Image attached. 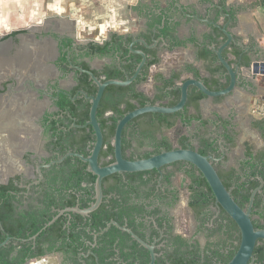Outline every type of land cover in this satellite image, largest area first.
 Returning a JSON list of instances; mask_svg holds the SVG:
<instances>
[{
    "label": "trees",
    "instance_id": "obj_1",
    "mask_svg": "<svg viewBox=\"0 0 264 264\" xmlns=\"http://www.w3.org/2000/svg\"><path fill=\"white\" fill-rule=\"evenodd\" d=\"M217 16L219 15L215 11ZM212 31L203 36V41L197 44V59L205 63L204 68L209 74L208 78H202L199 70L191 64H185L182 67V72L191 74L193 78L202 79L204 84L209 90L218 91L227 87L228 77L224 76L225 71L221 65L217 63V59L212 50L209 49L210 45L218 47L224 37L222 33L216 29L211 28ZM26 30H16L10 33H6L0 36V41L6 40L11 37H15L18 34L25 33ZM161 34L165 40L169 43L168 50L173 51L175 48L184 47L187 43L193 42L190 40H179L174 33V27L170 24H166L161 30ZM130 36H122L116 33L112 34L110 38L101 44L95 42H89L86 46L79 48L81 50L86 49L87 55L105 56L114 53H118L121 61L125 63L123 65V71L117 66H106L98 70V78L102 81L109 79L125 80L126 76L131 77L137 63L140 61L139 56H131L125 58L128 50L124 43L131 41ZM66 46H72L71 40L64 41ZM148 54L147 64L143 67L140 76L135 82L128 86H108L106 87L100 104L97 109V118L100 124V128L103 133V147L99 155V161L101 165H107L114 161L113 159V136L117 121L121 119L126 113L131 112L137 108L144 107L146 104H160L167 107H172L177 104L180 98V91L175 89V82L180 79L181 72H172L169 78H164L161 75L155 76L154 80L159 85L154 87V95L150 97L138 90V86L145 83L148 80L151 66L160 62L157 56L156 50H147L143 46H139ZM233 54L236 57L240 55V49L232 46ZM225 55V52H224ZM245 66H248V62H244ZM60 68L62 71H66V60L64 56L60 58ZM82 64H85L82 62ZM79 84L72 90L74 94L78 89L84 90L88 95H94L97 88L90 85L87 75H80ZM56 96V94H54ZM206 96L197 91L194 87L189 88L188 99L185 104L184 110L174 114H144L131 121L123 130L122 133V155L126 157V152L132 148V140L134 134L140 139H144L147 136L146 133L139 130L140 123L157 124L159 127L165 129L173 128L177 122H180L183 127H188L194 121H199L203 125L208 124V120H203L201 116V110L199 103L205 100ZM223 98H214V102L218 103ZM58 112L55 115H59L67 110L70 106L72 111H83V116L78 117V123H84L89 120L90 103L88 101L83 102L81 99L76 100V106L70 102L66 95L59 94L58 101L56 102ZM193 109L195 113H191ZM109 113V115H107ZM51 116L46 115L42 121V126L47 131H53L55 139L52 142V153L57 156H62L66 152L63 148V131L58 130L59 127H63V117L58 119H50ZM220 118V117H218ZM225 124L228 121H224ZM134 125V126H133ZM132 126V127H131ZM251 127L253 130L259 133L260 138L264 141V118L252 119ZM58 131V132H56ZM154 144L150 147L152 151H146L143 155L144 158H148L153 154H158L163 151L171 150L172 143L163 137L161 140H156L152 135L149 136ZM223 139L230 147L235 145V135L229 131L223 133ZM186 137H181L179 140L180 146L185 148L184 141ZM94 142V136L92 130L86 136V151L85 155L89 154V150L92 148ZM202 145L214 146L217 150V145L209 143L207 140L202 141ZM143 142L138 143V148L143 147ZM204 154L203 151H199ZM111 157L112 159L107 161L106 159ZM132 157V156H131ZM131 157L129 160H131ZM71 159L68 158L66 162L60 165L52 166L49 173L45 172L46 178L53 176V181H45L39 191H34L36 186L31 187L29 195L27 190L21 187L19 184V176H12L7 179L5 183H0V243L4 241L6 236L11 237V240L0 249V264H24L27 260L43 257L53 251L55 244H59L58 250H65L67 248L68 240L75 241L79 239L80 234H84L88 239L92 236L86 233L85 229L77 230L76 227L68 229L64 228L67 221L65 216H60L51 225L45 228V225L49 223L57 212L64 210L68 207H75L77 200H79V207H88L93 202L94 196V180L95 177L89 172L86 175V186L81 187L79 181L70 180L68 185L67 174L64 171L65 165ZM78 164V168L75 169L71 165V175L77 176L84 174L83 168L79 166L81 162L75 159ZM244 168H248V176L241 181L240 176L236 175L234 169H231L229 173L223 174L218 171V175L224 184L226 189L233 187L231 190V196L236 204L245 209L250 195L254 189L260 186V178L263 181L261 193H257L253 203L252 209V223L254 228L264 229V150L253 152L251 147L246 148V160L243 162ZM84 167V166H83ZM149 172L139 173H125L124 175L114 174L104 179L103 181V194L104 199L99 208L88 215L87 226L91 232H97L110 221L114 220L120 225L128 224L130 227L135 222L133 218V212L136 211L138 206L128 205L131 196L138 197V190L136 187V181H141L143 175ZM195 180H199V188H192V197L189 205L191 208H202L214 203V197L211 194V190L208 187L206 181L201 176H194ZM113 180L112 183L109 181ZM133 184L132 188L131 185ZM67 190H71L67 193ZM79 193L81 198H78ZM109 195V197H107ZM74 220L71 221V225L77 226L81 222L82 216L76 213H70ZM256 217V219L254 218ZM220 218L222 222L229 221L238 231V228L234 225V222L229 216L221 210ZM228 230H230L228 228ZM118 231L115 227H111L105 235ZM121 243L129 239V236L124 233H120ZM36 236L35 240L31 238ZM239 242V238H238ZM183 252L180 256H176L177 253L168 256L169 264H214L213 256L218 257L222 264H226L234 255L235 248L228 253H220L219 251H209L207 254L200 255L195 248L188 246L183 240ZM67 250V249H66ZM120 252L124 261L127 262L128 253L126 247H120ZM255 259L254 264H264V241H258L253 251ZM148 260V258H147ZM145 264V263H143ZM156 264H165L160 258Z\"/></svg>",
    "mask_w": 264,
    "mask_h": 264
},
{
    "label": "flooded vegetation",
    "instance_id": "obj_2",
    "mask_svg": "<svg viewBox=\"0 0 264 264\" xmlns=\"http://www.w3.org/2000/svg\"><path fill=\"white\" fill-rule=\"evenodd\" d=\"M179 3L178 0H154L150 1L147 4L139 3L137 8L135 9V13L141 21L140 32L136 34H126L122 36H130L131 41L129 43H124L128 50L125 58H130L131 56H139L137 54H133L129 51V45L134 40H143L146 42L148 46H152V48H147L143 44L137 43L133 46V49L136 51H142L145 53L147 61L148 54L140 49L139 46H143L147 50H156L157 56L159 57L160 51L165 48V46H169V43L165 40L164 36L161 34V30L165 27L166 24H170L172 28L174 27L175 36L182 41L194 39L193 42H189L186 45L191 47L192 55L197 59V44H200L203 39L200 40L198 35L199 28H203L207 30V33H210L212 29L210 25L205 23L204 21L210 22H218L220 16L216 14L215 8H212L208 0H199V5L190 6L184 9V13L176 8V4ZM211 7V8H210ZM218 11V9H216ZM219 14V11H218ZM28 32L23 34H18L15 37L8 38L6 40L0 41V43L6 47V52L9 53V50L12 49V54L16 53L17 48L20 46L22 35H29ZM71 40L72 46H66L64 41ZM157 44L154 46L155 42ZM59 46V55L55 61L56 67L59 69L63 78L60 80L65 83V87L62 88L60 84L57 85L56 90L50 89V91H41L42 97L47 96L50 99V103L53 104V111L46 113L39 117L37 120V124L40 126V137L42 140V148L41 153L38 154L34 150L33 145L24 151H21L19 154L20 162L25 169L29 170V175H26L24 171L20 173H15L13 176H19V184L21 187H24L27 190V195H29V191L31 187L36 186L34 191H39L40 186L47 180L53 181V176H48L46 178L45 172L49 173L52 166L60 165L63 162H66L68 158L71 160L65 165L64 171H66V178L68 181V185L70 184V180L79 181L82 188L86 186V175L87 173V165L80 161L75 156L67 157L60 164H53L48 168H44V166L50 164L53 161H56L62 158L67 153L77 154L83 157H88L90 154L85 155L86 151V136L90 132L89 126H86L87 121L84 123H78V117L83 116V111L77 110L72 111L71 107L68 106L67 110L62 112L59 115L53 116L58 112L56 107V102L58 101V97L60 93H63L67 96V98L76 106V100L81 99L83 102L90 101L86 99L83 95H88L84 90L78 89L74 94H72V90L78 86L79 84V76L87 75L86 73H80L77 69L71 67V65L76 66L84 71L91 72L96 78H98V70L102 69L106 66H117L119 69L123 71V65L125 63L121 61L118 53L98 56L96 55H87L86 49L81 50L79 47L86 46L87 43H79L73 39H57ZM167 42V43H166ZM61 56L65 57L67 70L64 72L60 68V58ZM140 57V56H139ZM15 60L21 61V56L17 57V54L14 55ZM20 58V60H19ZM69 60H68V59ZM99 60H105L104 63L98 69V64L94 65L93 62ZM160 59V58H159ZM141 60V57H140ZM198 60V59H197ZM201 61V60H199ZM19 62L16 65L19 66ZM84 62L85 64H82ZM140 62V61H139ZM138 62V63H139ZM137 63V65H138ZM71 64V65H70ZM147 64V63H146ZM136 65V66H137ZM157 65V64H155ZM153 65V66H155ZM151 66V68L153 67ZM136 68V67H135ZM150 68V69H151ZM135 70V69H134ZM88 76V75H87ZM15 80H13L14 82ZM88 81H90V85L96 87V85L90 80L88 76ZM33 85L31 81H28ZM12 84V83H10ZM97 88V87H96ZM138 88V87H137ZM35 90V88L32 87ZM139 90V88H138ZM31 91V90H30ZM52 92L56 94V96L52 95ZM58 91H61L58 93ZM141 91V90H139ZM33 92V91H31ZM36 92V91H35ZM97 92V90H96ZM4 92L0 93L3 94ZM38 95L39 93L36 92ZM207 99V98H206ZM194 111V110H193ZM195 113V112H194ZM46 115L51 116L50 119H58L63 117V127H59L58 130L63 131V148L66 150L65 154L62 156H57L55 153H52V142H54V132L47 131L42 126V121ZM109 115V113L107 114ZM201 116L203 120H208V124L203 125L199 121H194L188 127H183L180 122H178L183 129H185L188 133L184 135H180L177 140V147L181 149L191 148L194 151H203V156L211 157L216 159L213 162L214 168L218 171H221L223 174H227L231 169H234L236 175L240 176L241 181H244L246 176H248V168H244L243 162L246 160V148L251 147L253 152H258L264 150V146L257 147L255 144L250 143L248 141L239 142V129L234 122V118L236 117V113H232L228 115V117L224 118L221 115L210 114L208 117H204L202 112ZM97 117V115H96ZM220 117V118H218ZM253 119V118H252ZM249 120V127H251V120ZM98 121V118H97ZM224 121H228L227 124ZM134 126V125H133ZM132 127V126H131ZM20 130V129H19ZM92 130V128H91ZM139 130L146 133L148 137L144 139H140L134 134V139L132 140V148L130 152V156L126 155V159L131 160L136 159H144L143 155L146 151H152L151 145L154 144V141L149 137L150 135L154 136L156 140H161L163 137L167 136L164 133V130H167L163 127H159L157 124L151 125L146 123H140ZM24 131V130H20ZM225 131H229L235 135V145L230 147V144H227L223 139V133ZM58 132V131H56ZM258 133V132H257ZM259 134V133H258ZM92 135L93 131H92ZM21 137L18 139L17 147L22 148L31 141V136L28 134L20 135ZM186 137L184 141L185 148L180 146L179 140L181 137ZM260 137V136H259ZM168 139V138H167ZM169 140V139H168ZM207 140L209 143L217 145V150H215L214 146H205L202 145V141ZM262 140V139H261ZM95 141V137H94ZM142 141L143 147L138 148V143ZM170 141V140H169ZM263 141V140H262ZM171 142V141H170ZM172 143V142H171ZM264 143V141H263ZM94 144V142H93ZM93 147V146H92ZM173 147V144H172ZM236 147H239L241 150L239 157H232L231 152ZM174 148V147H173ZM172 148V149H173ZM52 150V152H51ZM162 151V150H161ZM155 155V154H153ZM152 156V155H151ZM78 159L84 171V174H79L77 176H72L70 167L73 165L75 169L78 168V164L76 160ZM111 157H108L106 160H111ZM112 163V162H111ZM100 166L101 162L99 161ZM110 164V163H109ZM108 165V164H107ZM84 166V167H83ZM106 166V165H104ZM40 167V172L42 176L38 174L37 169ZM194 176H201L195 167L186 163V162H177L169 166H165L161 168L159 171H150L149 173L142 176L141 181H136V187L139 192L137 196H131L128 205L130 206H138L136 211L133 212V218L135 222L130 227L127 223L124 225H120L114 220H110L105 227L101 228L97 232H91L90 228L87 226V216H82L81 222H79L77 226L71 225V221L74 220L70 213L68 212L64 215L67 221L64 225V228L70 231V228L76 227L77 230L85 229L86 233L92 236L91 239H88L86 235L80 234L79 239L75 241L68 240L67 250H58L59 244H55V247L52 252L49 254L40 257L44 259L43 261H36L37 258L27 260L30 262L29 264H148L150 261V253L147 249H145L142 245H140L136 240H134L128 233L121 231L116 228L120 233L127 234L129 236L128 240H125L121 243V237L118 231L111 233L110 235H105L109 231L102 232L106 226L110 222H116L121 227H125L129 229L134 235H136L141 241L145 242L148 245L154 246V253L156 254V260L162 259L165 264H169L168 256L173 255L175 253L176 256H180L183 252V240L186 242L188 246H191L196 249V251L200 254H207V250L209 251H219L220 253H228L229 251L238 248V238L239 231L231 224L228 220L225 222L221 221L220 214L221 210L218 209L215 201L213 204H210L206 207L202 208H191L189 205L190 199L192 197V188L197 189L199 186V180H195ZM124 175V174H121ZM95 177V176H94ZM202 177V176H201ZM108 178V177H107ZM183 178L186 180V209L189 211L192 219V230L190 232V236H186L182 234L181 231L178 230L177 224L173 219V214L176 211V207L179 204L181 198V189L179 187L180 179ZM106 179V178H105ZM104 181V180H103ZM110 183L113 180L109 181ZM95 183L96 177L94 180V196L93 202L95 198ZM133 184L130 188H132ZM263 186V185H262ZM259 187V186H258ZM257 187V188H258ZM233 187H229L227 190H232ZM71 190H67V193H70ZM261 193V192H260ZM212 194V193H211ZM213 196V195H212ZM264 196V194H263ZM81 194L79 193L78 198H81ZM109 197V195H107ZM104 199V194H103ZM103 201V200H102ZM88 206V207H89ZM79 207V200H77V205L75 207H68L70 209L79 208L81 210L87 209ZM67 209V208H66ZM65 210V209H64ZM61 211V210H60ZM96 211V210H95ZM59 212V211H58ZM58 212L56 216L58 215ZM77 214V213H76ZM55 216V217H56ZM60 217V216H59ZM58 217V218H59ZM54 218V217H53ZM236 226V224L234 223ZM237 227V226H236ZM228 228L230 230H228ZM202 233L206 237V243L204 247H200L197 235ZM212 237H217L214 241L210 239ZM126 247L128 258L127 262L124 261L122 254L120 252V247ZM237 250V249H236ZM236 252V251H234ZM39 258V257H38ZM148 258V260H147ZM214 264H222L221 260L213 256Z\"/></svg>",
    "mask_w": 264,
    "mask_h": 264
},
{
    "label": "crops",
    "instance_id": "obj_3",
    "mask_svg": "<svg viewBox=\"0 0 264 264\" xmlns=\"http://www.w3.org/2000/svg\"><path fill=\"white\" fill-rule=\"evenodd\" d=\"M150 1L154 0H0V36L21 29L29 33L20 36V46L15 53L17 57L21 56L20 62L15 60V54L8 60L6 47L0 43V93L4 92L0 94L4 95L0 102V129L4 130V133L19 129L29 131L34 127L40 130V125L35 121L53 111L50 108V99L47 96L42 97L41 91L56 90L57 85H61L63 76L55 63L59 55L57 39L101 44L114 33L136 34L140 32L141 21L135 9L139 3L147 4ZM178 1L183 8L199 5V0ZM208 1L211 7L213 4L221 7L223 12L232 18L230 32L238 42L250 47L251 51L244 57L248 62L253 54H264L263 0ZM225 21L226 19L220 17L218 23L223 24ZM205 34L207 30L200 27V40ZM224 57L232 64L237 62L232 47L225 51ZM159 58L160 62L150 69V77L145 82L148 88L151 84L152 88L159 85L154 80L158 75L167 79L172 72H181L179 80L192 77L191 74L182 72L185 64L197 68L202 78L209 77L204 68L205 63L192 55L190 46L175 48L173 51H169L168 46H165L160 51ZM17 62L19 66L16 65ZM247 75L249 74L243 69V77ZM248 78L251 79L250 82H244L237 87L230 97L219 103L208 98L202 100L199 107L204 117L215 114L226 118L236 113L234 122L240 135L245 131L250 134L249 138L259 139L263 143L259 134L249 127V120L264 118V76L249 75ZM28 81L33 85L30 82L26 85ZM61 87L64 88L65 83H62ZM142 88L139 90L143 91ZM51 93L55 94L52 91ZM44 99L47 101L43 102ZM190 112L194 113L193 109ZM253 135H256V139L251 137ZM245 141L257 146L254 141Z\"/></svg>",
    "mask_w": 264,
    "mask_h": 264
},
{
    "label": "water",
    "instance_id": "obj_4",
    "mask_svg": "<svg viewBox=\"0 0 264 264\" xmlns=\"http://www.w3.org/2000/svg\"><path fill=\"white\" fill-rule=\"evenodd\" d=\"M176 8L184 13V9L181 4L177 3ZM213 8L218 9L219 16L222 19H226L223 24H219L218 22H210L205 20L204 22L213 28L218 29L223 37L225 38L222 43L216 47L214 44L209 46V49L213 51L216 56L217 63L221 65L225 71L224 76L228 77V85L226 88L218 91L209 90L204 81L202 79H196L193 77L179 80L178 83L175 84V89L180 91V98L176 105L172 107H167L159 104H146L144 107L137 108L131 112L126 113L121 119L117 121L115 132L113 136V159L114 161L106 166H100L99 164V155L103 147V133L100 128V124L97 121V109L102 99L103 93L108 86H118L124 87L128 86L131 83L135 82L136 79L140 76L143 67L147 63V58L144 52L136 51L133 49V46L137 43L143 44L147 48H152V46H148L143 40H134L129 45V51L133 54H137L141 57L140 62L136 66L131 77L126 76L125 80H117V79H109L102 81L100 78H96L91 72L84 71L80 68H77L74 65H71L72 68L77 69L80 73H86L90 80L96 85L97 92L95 96L88 97L83 93V95L90 101V109H89V120L86 123V126L92 128L95 141L90 151L88 157H83L73 153H67L62 158L51 162L50 164L44 166V168H48L53 164L62 163L67 157L75 156L80 161L87 165V172L96 177L95 183V198L94 203L91 204L87 209H79V208H67L65 210H61L58 212V215L54 217L49 223L45 225V228L51 225L59 216L64 215L68 212H74L82 216H87L90 213L94 212L99 208L103 200V180L114 174H125V173H139V172H150V171H159L161 168L165 166L172 165L177 162H186L199 172L202 178L206 181L208 187L211 190V193L214 197L215 204L217 205L219 210H223L229 218L236 224L239 231V244L236 252L229 262L226 264H254L255 259L253 256V251L257 245L258 241H264V229L254 228L252 223V209L254 199L257 193L261 192V188L263 185V181L259 179L260 186L254 189L250 195L248 204L245 209L239 207L234 199L231 196V191L227 190L222 183L216 169L214 168L213 162L216 159L211 157L203 156L199 154L197 151L192 150L191 148L181 149V148H173L169 151H161L158 154L152 155L148 158L144 159H136V160H128L122 155V133L126 125H128L135 118L142 116L144 114H174L177 112H181L184 110L185 104L188 99L189 88L194 87L202 93L206 98H227L230 97L237 87L241 86L244 82H250L251 76H264V54L257 55L253 54V56L249 57V61L246 55L251 51L250 47L243 45V43L238 42L234 35L229 30V25L232 23V18L230 15L223 12L222 8L216 5H212ZM157 44L155 42L154 46ZM235 46L240 49V55L237 57L236 64H232L224 57V52L228 50L230 47ZM68 59V58H67ZM69 60V59H68ZM248 62V66H245L244 62ZM243 69L249 74L246 77H243ZM61 91H58L60 93ZM40 177L42 176L40 172V167L37 169ZM111 226H115L128 233L134 240H136L140 245H142L145 249H147L150 253V261L148 264H154L156 260V254L154 253V246L148 245L145 242L141 241L136 235H134L129 229L125 227H121L116 222H110L106 228L102 231H107ZM32 240L36 239V236L31 238ZM11 237L6 236L4 241L0 243V249L4 247L9 241ZM42 258H37L36 261H43ZM27 262L26 264H29Z\"/></svg>",
    "mask_w": 264,
    "mask_h": 264
},
{
    "label": "rangeland",
    "instance_id": "obj_5",
    "mask_svg": "<svg viewBox=\"0 0 264 264\" xmlns=\"http://www.w3.org/2000/svg\"><path fill=\"white\" fill-rule=\"evenodd\" d=\"M1 47L2 45L0 44V48ZM12 51L13 50L10 49L8 55H6V58L8 60H11V57L13 56ZM104 62L105 60L103 61L98 60V62L95 61L93 63L94 65L98 64V69H99L102 63ZM11 70H13V67H11ZM62 83L63 82H61V85ZM146 84L147 83H143L139 85L138 88H142V86H144V88H142L143 89L142 92L150 97H153L154 88H152V84H151V87L149 88L146 87L147 86ZM3 99H4V95L3 96L0 95V102H2ZM44 101H47V99H44L43 102ZM50 108L53 110V104L50 105ZM29 131L24 130L20 132V130H11V131L4 133V130L0 129V182L1 183L6 182L8 178L12 177L15 173H20L21 171H24L26 175H29V170L25 169V167H23L21 162L19 161L20 160L19 154L21 153V151H24V149L28 150V148L33 145L34 150L38 152V154H42L41 153V148H42L41 141L45 140V138L41 139L40 130L35 127ZM164 133L167 136V138L172 142L173 147L176 148L177 140L179 136L187 134L188 132L185 129H183L181 125L177 122L173 128L164 130ZM24 134H28L29 136H31L30 137L31 141L29 143H26V145L23 146L22 148H19L17 147V144H18L17 142H20L18 141V139L21 137L20 135H24ZM248 135L250 134H247L245 131L242 132V135L239 134V142L240 141L242 142L248 139L249 141H252V142L254 141L257 144V147L264 146V143H261L259 139L252 140L251 138H249ZM251 137L253 138L255 137L256 139V135L255 136L253 135ZM240 153H241V150H239V147H236L231 152V156L239 157ZM126 155L130 156V151H127ZM186 184H187L186 180L181 178L180 183H179V187L181 189V198H180L179 204L176 207V211L173 214V219L175 220L177 224L178 230L181 231L182 234H185L188 237L190 236V232L193 228L192 226L193 224H192L191 215L189 211L186 209V202H187V195H186V190H185ZM254 218L256 219V217ZM216 238L212 237L210 240L214 241ZM197 239H198L200 247H204L206 243V237L202 233H199V235H197Z\"/></svg>",
    "mask_w": 264,
    "mask_h": 264
},
{
    "label": "built area",
    "instance_id": "obj_6",
    "mask_svg": "<svg viewBox=\"0 0 264 264\" xmlns=\"http://www.w3.org/2000/svg\"><path fill=\"white\" fill-rule=\"evenodd\" d=\"M263 2H264V0H263Z\"/></svg>",
    "mask_w": 264,
    "mask_h": 264
}]
</instances>
